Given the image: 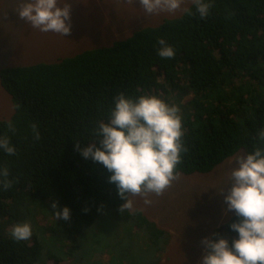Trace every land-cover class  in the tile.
<instances>
[{
    "label": "trees",
    "instance_id": "1",
    "mask_svg": "<svg viewBox=\"0 0 264 264\" xmlns=\"http://www.w3.org/2000/svg\"><path fill=\"white\" fill-rule=\"evenodd\" d=\"M206 2V18L192 2L182 15L111 47L0 70L14 108L10 120H0V137L16 149H0V169L12 182L0 186V264H162L171 232L140 210L121 212L126 201L109 182L113 173L76 150V143L99 147L96 130L121 94L156 95L180 109L177 175L208 174L241 150L264 149V0ZM159 39L174 58L158 56ZM45 203L58 204L53 218ZM65 207L70 219L57 220ZM235 220L215 233L238 239L229 227ZM19 223L32 226L30 240L12 239Z\"/></svg>",
    "mask_w": 264,
    "mask_h": 264
},
{
    "label": "clouds",
    "instance_id": "2",
    "mask_svg": "<svg viewBox=\"0 0 264 264\" xmlns=\"http://www.w3.org/2000/svg\"><path fill=\"white\" fill-rule=\"evenodd\" d=\"M193 2L200 17L206 18L212 4L206 0ZM139 3L146 13L153 14L175 12L180 9L182 0H139ZM17 12L22 20L42 32L64 36L71 33L69 4L59 7L57 0H25ZM158 44V56L174 58V48L164 39H159ZM179 112L177 106L169 105L156 95L132 99L121 94L110 111L109 122H100L96 130L101 137L99 147L97 143H91L82 148L76 143V150L85 159L99 162L113 173L109 182L116 185L120 198L126 201L121 212L132 207L129 196H161L177 178L176 169L183 150ZM32 127L38 140L36 126ZM9 128L14 130L11 124ZM259 137L264 141V130ZM0 149L9 155L16 152L8 137H0ZM236 163L238 166L230 173L231 187L221 189L218 194L224 196L227 205L224 215L234 212L233 217L236 214V220L229 227L239 238L234 239L231 246L219 233L203 239L201 264H264V149L257 147L247 155H240ZM8 177V169H0V186L4 190L12 187ZM145 203L151 204V200L146 199ZM52 208L57 209L58 204L53 203ZM54 217L67 221L70 209L65 207L62 212L56 211ZM32 234L29 223L14 225L10 233L17 242L30 240ZM194 264H200L199 259L195 258Z\"/></svg>",
    "mask_w": 264,
    "mask_h": 264
},
{
    "label": "rangeland",
    "instance_id": "3",
    "mask_svg": "<svg viewBox=\"0 0 264 264\" xmlns=\"http://www.w3.org/2000/svg\"><path fill=\"white\" fill-rule=\"evenodd\" d=\"M23 2L25 0H0V70L56 62L88 49L111 47L143 27L158 26L166 18L182 15L193 0H182L180 9L175 12L153 14L146 13L139 0H57L59 7L71 6L72 27L67 36L42 32L22 20L17 11ZM187 100L185 98L184 102ZM167 103L174 105L172 101ZM13 114L11 97L0 84V120H10ZM240 155H246L245 151H239L208 174H178L161 196H130L131 211H142L150 221L172 234L162 264H194L195 258L201 264V241L212 236L215 229L222 231L234 213L224 215L227 205L218 192L231 187L230 173L238 166L236 158ZM146 199L151 200V204L145 203ZM42 207L44 213L53 218L52 206L45 203ZM223 235L231 246L233 236L227 232ZM138 237L135 234L134 239L138 241Z\"/></svg>",
    "mask_w": 264,
    "mask_h": 264
}]
</instances>
